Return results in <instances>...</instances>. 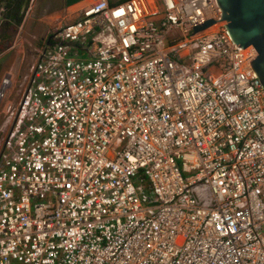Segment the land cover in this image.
I'll list each match as a JSON object with an SVG mask.
<instances>
[{
    "label": "built area",
    "instance_id": "built-area-1",
    "mask_svg": "<svg viewBox=\"0 0 264 264\" xmlns=\"http://www.w3.org/2000/svg\"><path fill=\"white\" fill-rule=\"evenodd\" d=\"M77 11L0 83V264H264L256 49L218 0Z\"/></svg>",
    "mask_w": 264,
    "mask_h": 264
},
{
    "label": "rangeland",
    "instance_id": "rangeland-1",
    "mask_svg": "<svg viewBox=\"0 0 264 264\" xmlns=\"http://www.w3.org/2000/svg\"><path fill=\"white\" fill-rule=\"evenodd\" d=\"M58 3L59 0H30L29 5L31 6L29 14L27 15V21L25 23L26 27L24 29V32L27 33L31 28H34L35 32H37V34L40 36L37 37V39H34L36 41L34 43H30L28 40H22L23 44L21 38L15 37L16 48L12 50V53L14 51H17L19 53V56L22 55L21 57H19V59H24V62L22 63L21 60L20 69L18 68L19 70L14 73L16 77H13V87L7 93V98L5 99L2 105V110L6 108L8 104L13 103V100L15 98L18 100L20 99V92L23 90V86L27 83V80L29 78L30 67L37 56L36 48L42 46L43 39L46 38V35H51L56 30V28L60 26L61 22H66L67 20H70L73 16H77V14L71 9H66L64 13H62V9L65 6V2L61 0V4ZM13 62V59H11L9 64ZM4 120L5 118H2V114L0 113V125L1 123H3ZM1 135L2 132L0 131V151L3 146L1 141Z\"/></svg>",
    "mask_w": 264,
    "mask_h": 264
},
{
    "label": "water",
    "instance_id": "water-1",
    "mask_svg": "<svg viewBox=\"0 0 264 264\" xmlns=\"http://www.w3.org/2000/svg\"><path fill=\"white\" fill-rule=\"evenodd\" d=\"M80 0H68V4ZM227 21V28L233 40L242 48L253 46L257 57L251 61L254 71L264 85V0H218ZM216 21L210 19L197 25L194 33L207 28ZM193 33V34H194ZM192 35V34H191Z\"/></svg>",
    "mask_w": 264,
    "mask_h": 264
},
{
    "label": "crops",
    "instance_id": "crops-1",
    "mask_svg": "<svg viewBox=\"0 0 264 264\" xmlns=\"http://www.w3.org/2000/svg\"><path fill=\"white\" fill-rule=\"evenodd\" d=\"M63 1L65 2V6L62 9V13H64V11L66 9H71L73 12H75L77 14L78 13L77 8L83 6V4L86 3V0H80V1L72 3V4H68V0H63ZM58 4H61V0H59ZM30 6L31 5H29L28 9L26 10L23 22L20 24V26L18 27L17 31L12 33V31L10 32V31H8L6 29L5 32H4L3 29H4V26H5V23H6V21H5L6 18H5L4 8H3L4 7L3 1L0 0V33H2V35H6L7 33H9V34H11V38H12V42H11L10 46H8L7 48H3L2 44H0V73H1L0 74V83L2 82L4 76L7 73H10L13 77L14 76L16 77V75L14 73H16L20 69L21 60H22V63L24 62V59H21V60L19 59V57H21L22 55L19 56V53L17 51H14L12 53V50L14 48H16V46H15V37L16 38H21V41L22 40H25V41L28 40L30 43H34V42H36L34 39L35 38L37 39V37L40 36V35L37 34V32H35L34 28H31L27 33L24 32V29L26 27L25 23L27 21V15L29 14ZM43 10H45V9H43ZM69 12H71V11H69ZM34 17H35V14H34ZM76 17L77 16H75V17L73 16L70 20H67L66 22L65 21L61 22L60 26L65 24V23H68V22L72 21ZM33 24H35V23H33ZM60 26H58V27H60ZM49 36L50 35L47 34L46 38L43 39L42 46L39 47V48H36V50H37V54L36 55L37 56H36V59L33 62V64L38 60V58H39L38 57V53L42 49V47L44 46L45 41H46L47 37H49ZM28 38H30V39H28ZM0 42H2V41H0ZM22 44H23V41H22ZM11 59H13L14 62L9 64ZM33 64L30 67L29 76L32 74V66H33ZM13 77H12V80H13ZM18 77H21V76H18Z\"/></svg>",
    "mask_w": 264,
    "mask_h": 264
},
{
    "label": "trees",
    "instance_id": "trees-1",
    "mask_svg": "<svg viewBox=\"0 0 264 264\" xmlns=\"http://www.w3.org/2000/svg\"><path fill=\"white\" fill-rule=\"evenodd\" d=\"M5 1V0H1ZM7 1V10L5 11L6 23L3 31L7 29L8 31L16 32L20 24L23 22L25 17L26 10L29 7L30 0H6ZM4 21V22H5ZM13 35V34H12ZM0 44H2L3 48H7L10 46L12 42L11 34L7 33L6 35H2L0 33ZM2 49V48H1ZM1 74V73H0Z\"/></svg>",
    "mask_w": 264,
    "mask_h": 264
},
{
    "label": "flooded vegetation",
    "instance_id": "flooded-vegetation-1",
    "mask_svg": "<svg viewBox=\"0 0 264 264\" xmlns=\"http://www.w3.org/2000/svg\"><path fill=\"white\" fill-rule=\"evenodd\" d=\"M3 4H4V7H3V8H4V13H5V11H6L7 8H8V6H7L8 3H7V1L5 0V1H3Z\"/></svg>",
    "mask_w": 264,
    "mask_h": 264
}]
</instances>
